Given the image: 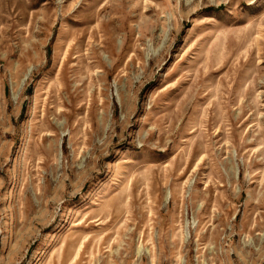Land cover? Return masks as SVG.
<instances>
[{"label": "rangeland", "instance_id": "374dc122", "mask_svg": "<svg viewBox=\"0 0 264 264\" xmlns=\"http://www.w3.org/2000/svg\"><path fill=\"white\" fill-rule=\"evenodd\" d=\"M0 264H264V0H0Z\"/></svg>", "mask_w": 264, "mask_h": 264}]
</instances>
